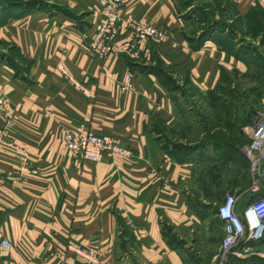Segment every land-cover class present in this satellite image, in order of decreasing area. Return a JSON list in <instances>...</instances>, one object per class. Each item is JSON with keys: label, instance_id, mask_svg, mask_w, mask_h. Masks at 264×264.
Segmentation results:
<instances>
[{"label": "crops", "instance_id": "obj_1", "mask_svg": "<svg viewBox=\"0 0 264 264\" xmlns=\"http://www.w3.org/2000/svg\"><path fill=\"white\" fill-rule=\"evenodd\" d=\"M229 1L246 28L264 21V0ZM41 4L0 5V96L8 114L0 115V133L12 120L17 145L0 142V241L13 244L0 246V264H87L70 244L96 250L101 264H208L204 233L213 244L220 239L204 229L207 199H220L201 186L200 195L190 191V157L222 154L205 136L202 111L213 109L208 100L220 103L224 80L250 78L247 49L262 50L241 28L227 45L218 28L208 37L190 30L178 0H124L119 39L131 38L129 16L168 39L145 41L139 58L102 57L91 0ZM128 72L134 88L122 92ZM68 130L109 135L131 155L75 157L64 141ZM240 200L242 211L248 204ZM260 247L250 252L264 256Z\"/></svg>", "mask_w": 264, "mask_h": 264}, {"label": "rangeland", "instance_id": "obj_2", "mask_svg": "<svg viewBox=\"0 0 264 264\" xmlns=\"http://www.w3.org/2000/svg\"><path fill=\"white\" fill-rule=\"evenodd\" d=\"M11 1L22 3L23 0H0V5L4 6ZM37 2H41L42 6L50 5L49 8L52 9V5L56 6L55 3H59L60 0H33L34 5L31 6L35 7ZM178 5V13L185 21H188L190 30L198 32L208 28L209 23L213 20L212 16L216 15L218 16V19L215 20L217 22L216 28L226 30L224 28L230 24H236L242 29L241 32L244 35H249L251 42H254L256 47L264 53V21L262 25L257 24L246 28V23H243L245 20L236 17L238 15L237 10L229 0H178ZM230 21L234 23H230ZM237 29L239 30V28ZM239 39L243 40L242 37ZM229 80L231 82L228 79L223 81L224 86L221 87L223 90L218 93V96H222L226 102L212 103L206 99L208 104L213 106V109L209 107L210 109L201 110L202 116L208 119L204 121L202 129L205 127L206 138L212 135L213 130L216 129L213 135L216 136L217 141L226 142L229 139L230 142L240 143L241 154L231 152V156H229L227 152L221 151L222 154H220L214 149V154L219 157L217 155L190 157L196 173L194 175L196 181L193 187L190 186V191H195L196 195H200L197 189L198 186H201L203 192L205 190L210 194L213 193L220 200H225L227 196H233L237 204L242 198L240 200L242 205H249L264 197V153L261 154L259 150L255 149L250 152L248 149L253 143L252 137L249 135L251 133L248 130L256 128L261 114H264V86L259 88V82L253 77L248 79V77L244 78L241 75H233ZM184 91H187L189 95L193 93V89L189 87ZM202 129L200 128V130ZM194 132H197L196 127H194ZM242 132L244 135H241ZM226 154L227 158L232 160L222 161L226 158ZM234 182L237 186L232 189L231 186ZM207 200H211L210 205L212 207L206 209L207 223L204 229L209 228V231H212L215 238H219L221 242L224 234L221 220L219 221L217 216V208L222 202H218L220 200L217 198ZM237 212L241 215V211L237 209ZM204 235L203 256L208 264H243V262H238L236 258L247 259L246 261L256 260L257 257L264 258L255 249H253L254 252H250L253 245H249L248 242L236 245L233 250L226 254V257L222 258L218 256L221 254L219 244L209 242L208 234L204 233ZM257 250L264 253V243ZM236 252L239 254H235Z\"/></svg>", "mask_w": 264, "mask_h": 264}, {"label": "built area", "instance_id": "obj_3", "mask_svg": "<svg viewBox=\"0 0 264 264\" xmlns=\"http://www.w3.org/2000/svg\"><path fill=\"white\" fill-rule=\"evenodd\" d=\"M98 8L100 14V22L98 27V36L95 41V47L100 48L99 54L102 57H107L109 54L120 55L128 54L133 58H139L142 45L147 40L156 42H165L168 35L165 31L156 28L154 25L147 22H141L134 17H127L126 21L131 32V38L126 40L119 39L120 37V10L124 0H91ZM104 44L100 46V42ZM134 74L128 72L124 80L120 84V90L125 92L134 88ZM71 81H74L82 88L86 95H89V90L84 85L79 84L72 76ZM0 115H7V103L4 97L0 96ZM13 121L9 119L6 127L0 133V142L9 148L17 149L14 143L11 127ZM252 137L253 143L248 148L259 150L264 153V114H261L256 128L248 130ZM64 141L68 149L75 157H80L84 160L95 162L100 160L105 153L111 154L118 158H126L131 155L128 148L116 142L111 136L97 134L93 131L74 132L68 130L64 134ZM21 159H25L19 156ZM10 176L12 174H9ZM1 184V182H0ZM217 216L222 222L223 240L220 244L221 256L226 257V254L234 249L237 245L243 242L259 241L264 238V197L247 205L242 214L237 212V201L233 196H227L217 208ZM2 248L10 249L13 244L8 238H3L0 241ZM70 251L76 256L81 257L87 264H101L100 256L94 249H85L81 246L70 244ZM235 254H239L236 252Z\"/></svg>", "mask_w": 264, "mask_h": 264}, {"label": "trees", "instance_id": "obj_4", "mask_svg": "<svg viewBox=\"0 0 264 264\" xmlns=\"http://www.w3.org/2000/svg\"><path fill=\"white\" fill-rule=\"evenodd\" d=\"M12 3L15 4V1L14 2L11 1L8 4L10 5ZM24 3L27 4L28 8L32 7L34 5L32 3V1L22 2V4H24ZM254 13H257V12L253 11L252 14H254ZM257 20H258V17H257ZM209 24L210 25L208 26V28L205 29L203 37L204 36H207V37L210 36L211 33L214 31V29H217L216 28L217 27L216 26L217 25L216 21L214 23H212V24L211 23H209ZM257 24L262 25L263 23L262 22H250V26L251 27H253V26L257 25ZM237 28H240V27H238L236 24H232V25L230 24L227 28H224L226 30L218 29V30H220L222 32H226L227 33L225 38H224V41H223L226 45H227V43H226L227 41L234 39L235 36L237 35V32H236L238 30ZM246 53L250 56V58H251V60L253 62V65H254L253 73L250 75V78L252 79V77H253L257 82H259L258 87L261 88V86H264V53L262 51L257 50V49L251 50L250 48L247 49ZM215 99H219L220 102H226L222 96H220L219 98L215 96ZM212 135H210L207 138V140L214 141L215 145L218 147L220 152L223 151V152H227L228 154H230L231 152H234V153H238L239 152L240 153V148H239V144L240 143L230 142L231 140H229V139L226 142L225 141L224 142H222V141L219 142V141H217L215 139L216 136H214V135L212 136ZM241 135H244L243 132L241 133ZM225 156H226V158H224L223 161H226L228 159L232 160L231 158H227V154ZM242 212H243V210L241 211V214H242ZM219 221H220V219H219ZM221 226H222V224H221ZM221 242H222V240H221ZM221 242H220V244H221ZM263 243H264V238L259 240V241H249L248 242L249 245H253V246L262 245ZM236 260H238V262H243V264H244V262H245V264H247L246 259H237L236 258ZM252 261H257L256 263H258V264L259 263L264 264V258H262V257H257L256 260H252ZM232 264H235V263H232Z\"/></svg>", "mask_w": 264, "mask_h": 264}]
</instances>
